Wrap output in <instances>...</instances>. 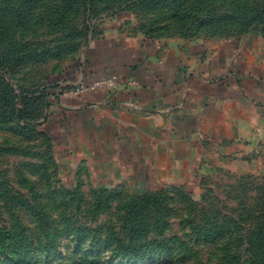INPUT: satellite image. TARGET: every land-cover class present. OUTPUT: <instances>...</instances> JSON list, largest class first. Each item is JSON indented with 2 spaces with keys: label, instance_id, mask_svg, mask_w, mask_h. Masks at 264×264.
<instances>
[{
  "label": "rangeland",
  "instance_id": "1",
  "mask_svg": "<svg viewBox=\"0 0 264 264\" xmlns=\"http://www.w3.org/2000/svg\"><path fill=\"white\" fill-rule=\"evenodd\" d=\"M115 31L264 43V0H0V264H264V171L113 187L52 140V79Z\"/></svg>",
  "mask_w": 264,
  "mask_h": 264
},
{
  "label": "crops",
  "instance_id": "2",
  "mask_svg": "<svg viewBox=\"0 0 264 264\" xmlns=\"http://www.w3.org/2000/svg\"><path fill=\"white\" fill-rule=\"evenodd\" d=\"M87 48L61 83L89 86L52 98L47 119L52 140L76 163L113 187L137 180L149 190L218 166L262 174L260 39L189 42L115 31ZM111 77L116 88L90 87Z\"/></svg>",
  "mask_w": 264,
  "mask_h": 264
},
{
  "label": "built area",
  "instance_id": "3",
  "mask_svg": "<svg viewBox=\"0 0 264 264\" xmlns=\"http://www.w3.org/2000/svg\"><path fill=\"white\" fill-rule=\"evenodd\" d=\"M130 85H132V86H136L137 85V81L136 80H131L130 81V83H129ZM66 85V84H65ZM68 85V84H67ZM120 84H119V82L116 80V79H114V77H111V78H106V79H96V80H94L92 83H91V85H90V87L91 88H97V87H102V86H104V87H107L108 89H113V88H116L117 86H119ZM71 86V85H70ZM89 86V85H88ZM88 86H86L85 84H84V82H81V83H78V84H75V85H72L70 88H71V90H73L75 93H77V92H80L81 90H83V89H85L86 87H88ZM69 88V89H70ZM68 89V90H69Z\"/></svg>",
  "mask_w": 264,
  "mask_h": 264
},
{
  "label": "trees",
  "instance_id": "4",
  "mask_svg": "<svg viewBox=\"0 0 264 264\" xmlns=\"http://www.w3.org/2000/svg\"><path fill=\"white\" fill-rule=\"evenodd\" d=\"M52 87L50 90H48V100L52 101L51 100V96H54V97H59V94L60 93H63L65 91H67L71 86L70 85H65L63 83H61L59 81V77H56L55 79H52ZM51 138H52V135H51Z\"/></svg>",
  "mask_w": 264,
  "mask_h": 264
}]
</instances>
